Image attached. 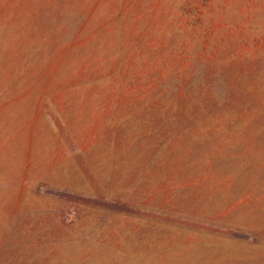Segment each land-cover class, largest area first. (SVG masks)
I'll use <instances>...</instances> for the list:
<instances>
[{"label": "rangeland", "instance_id": "rangeland-1", "mask_svg": "<svg viewBox=\"0 0 264 264\" xmlns=\"http://www.w3.org/2000/svg\"><path fill=\"white\" fill-rule=\"evenodd\" d=\"M0 264H264V0H0Z\"/></svg>", "mask_w": 264, "mask_h": 264}]
</instances>
